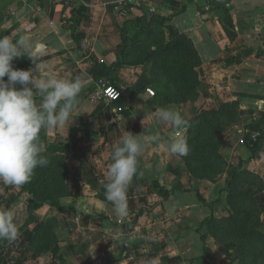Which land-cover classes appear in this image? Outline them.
I'll list each match as a JSON object with an SVG mask.
<instances>
[{
  "label": "crops",
  "instance_id": "obj_1",
  "mask_svg": "<svg viewBox=\"0 0 264 264\" xmlns=\"http://www.w3.org/2000/svg\"><path fill=\"white\" fill-rule=\"evenodd\" d=\"M210 1L154 3V14L191 40L201 62L202 99L193 112L185 104H164L157 93L149 95L147 89H154L155 82L148 84L142 65L113 69L125 45L120 27L142 17L146 8L123 7L118 0H0V37L15 43L31 34L46 45L38 76L50 72L58 78L79 75L87 80L64 130L41 132L44 155L62 158L67 167L70 194L61 197L59 206L46 203L30 210L32 192L0 183V199L8 204L1 209H14L23 233L5 249L17 255L15 262L240 264L230 246L234 243L218 242L204 223L232 214L223 191L228 174L212 181L197 178L185 157L171 155L163 144L170 127L148 119L142 124L144 115L158 107L177 108L189 126L197 117L210 116L229 168L264 182V146L254 159L248 147L252 135L264 131V0H230L217 9L210 4L206 11ZM12 63L18 70L37 71L27 57ZM102 66L111 69L98 78L97 68ZM100 78L122 91L118 102L95 97ZM145 130L158 132L161 143H147L138 158V174L127 193L128 215L121 219L105 198L107 167L127 132L141 135ZM261 207L264 222V202ZM49 222L55 223L56 241L37 252L30 247L33 237Z\"/></svg>",
  "mask_w": 264,
  "mask_h": 264
},
{
  "label": "clouds",
  "instance_id": "obj_2",
  "mask_svg": "<svg viewBox=\"0 0 264 264\" xmlns=\"http://www.w3.org/2000/svg\"><path fill=\"white\" fill-rule=\"evenodd\" d=\"M45 46L39 40L34 41L31 34L21 35L15 43L8 36L0 37V183L5 185L22 186L31 180L38 167L48 165L41 132L64 130L87 83L79 75L74 79L58 78L50 72L38 76L39 56ZM21 57L31 60L37 71L15 69L12 62ZM145 119L170 127L163 144L171 155L183 157L189 153L184 135L189 125L177 108L158 107L144 115L143 125ZM147 143L159 145V133L127 132L114 148L107 167L105 198L121 219L128 215V188L138 174V158ZM20 235L14 209H0V242L11 244Z\"/></svg>",
  "mask_w": 264,
  "mask_h": 264
},
{
  "label": "trees",
  "instance_id": "obj_3",
  "mask_svg": "<svg viewBox=\"0 0 264 264\" xmlns=\"http://www.w3.org/2000/svg\"><path fill=\"white\" fill-rule=\"evenodd\" d=\"M229 1L230 0H211L210 4L213 9H217L227 4ZM146 11L147 12H144L142 17L131 20L129 23L130 28L127 24L120 27L121 36L125 40V45L122 47V53L117 56V62L113 66V69L119 70L124 65H134L132 63L130 64L128 59L130 53L137 52L140 49L139 47L138 49L132 50V45L134 41L140 39L142 33L152 30L153 26L161 28L167 27L169 30L176 32V38H171L168 47L160 46V43L157 41L158 44L156 42L153 45L156 51H153L151 48L147 59H151L153 62L155 59V64L160 67V69L167 71L170 75V67L161 59L162 57L169 59L170 53L172 54L175 52V50L170 52L171 44L173 45V49L180 51L179 47L182 46V41H185L188 46H186V50L181 51L180 56L181 62L183 61L185 63L186 68L183 70L174 68L172 70L175 72L178 71L180 74L183 72L182 79L172 78V75L169 76V78H166L165 75H162V77H164L170 89L174 88L172 90H175V83H177V81H181L179 83L181 86L183 83L186 90H194V84H201L198 73L201 62L193 47V43L185 35L180 34L174 27L166 25L165 22L168 19L150 13L147 9ZM131 30L135 31V33L132 32L133 35L130 32ZM1 37H3V34H1ZM15 66L16 65L13 64L14 68ZM110 69L111 68H106L104 66L98 67L96 76L98 78L102 77L108 73ZM186 102L187 99L182 101L169 99L166 103L184 104ZM222 109H224V107ZM189 127L185 136L190 146L189 153L184 156L187 165L191 173L197 178H207L211 181L215 180L220 175L224 174L226 167L229 168V165L219 152L221 143L217 139L219 131L215 128V122L210 116H207V118L203 120L197 117ZM257 133H259L257 137L248 140L251 159H254L262 151L264 146V131L260 130ZM48 161L49 163L46 167H38L31 180L21 186L23 190L30 191L33 194L32 201H29L30 210H36L46 203L54 207L59 206L61 197L70 194L69 185L66 183L67 167L64 161L62 158L56 157L48 158ZM233 174H235L234 177H232ZM261 184V179L253 174H249L246 171L240 172V170L230 169L226 177V187L223 191L227 194L226 200L231 207L232 215L225 220L217 221L214 218H209L204 221L205 227L210 230L218 242L224 243V240H222L223 236L219 234V231H224L227 235H231L233 230L237 228L240 229L238 233L240 232L244 234L245 237H249L255 245L262 246L261 243H257V240L264 242V222L261 221L260 216L262 207L257 204L256 197L254 199V196L261 191ZM237 206H239V209H237ZM253 215H256L255 223L252 225L253 228H249L254 218ZM217 223L226 224V226L220 227L217 230L215 229ZM243 229L248 233H243ZM54 231L55 223L49 222L45 224L33 237V244L30 247L37 252L47 250L53 246L56 241ZM234 243L240 245V243L243 242L239 243L238 240H236ZM258 258L259 256L256 255L252 264H260L257 262V260H259ZM242 259V254H239L238 260L240 264Z\"/></svg>",
  "mask_w": 264,
  "mask_h": 264
},
{
  "label": "rangeland",
  "instance_id": "obj_4",
  "mask_svg": "<svg viewBox=\"0 0 264 264\" xmlns=\"http://www.w3.org/2000/svg\"><path fill=\"white\" fill-rule=\"evenodd\" d=\"M176 32L169 30L167 27H157L153 26L152 30L144 32L141 34L140 39L137 41H134L132 45V50L140 49L137 52L130 53L129 57V63L135 64V65H142L143 66V73L147 76V79H145L148 84H151V81L155 82L154 84V90L157 93V96H159L160 100L165 104L169 99H176L178 101H182L184 99H187V102L184 103L187 108H192V111L195 112V110L199 107V100L202 99V92H203V86L194 84V90H186L185 85L182 83V86L179 82L175 83V90L170 89V87L167 85L164 77L162 75H165V77L169 78L171 76L172 78L181 80L183 77V72L180 74L178 71H172L174 68L183 70L186 68L185 63L181 62V56L180 53L183 50H186L187 43L185 41H182V46L179 47L180 51H177V49H173V45H170V52L175 50L172 54L170 53L169 59L162 57V61L166 63L168 67H170L171 74L169 75L167 71L160 69L154 62L151 61V59H147L148 54L151 51L152 46L158 41L160 43V46L168 47L170 44V40L173 37L176 38ZM133 35V33L131 32ZM157 42V44H158ZM174 43V42H173ZM168 63H167V61ZM172 62V63H171ZM154 63V64H152ZM179 77V78H177ZM181 78V79H180ZM153 82V83H154ZM151 86V85H150ZM158 89V90H157ZM178 105V104H177ZM180 105V104H179ZM183 106V105H182ZM194 115V113H192ZM230 172V168L225 169L224 174L227 175ZM261 191L257 193V195L254 196V199L256 197L257 204L261 207L262 203L264 202V182L261 179ZM260 185V184H259ZM7 188L5 186L4 192H7ZM258 190V189H257ZM260 190V188H259ZM8 193V192H7ZM6 199H0V209L8 205L5 201ZM228 203V202H227ZM228 206L229 203H228ZM237 209H239V206H237ZM262 214V213H261ZM232 215V214H231ZM230 215V216H231ZM261 216V215H260ZM253 220L250 224L249 228H253V224L255 223L256 215H253ZM226 226V224H218L215 226V229H219L220 227ZM240 229H234L231 235H227L224 231H219V234L223 236L222 240H224V243H234V241L238 240V242H243L239 244H232V248L236 250L237 257L238 255L242 254V260L241 264H252L253 260L256 255L259 256V260H257L258 263L264 264V242L261 240H257V243H261L262 246H257L254 244L252 240L249 239V237H245L244 234L238 233ZM243 233H248L246 230H242ZM22 233V232H21ZM23 234V233H22ZM241 236H244L243 238H240ZM8 242H0V264H23L21 261H16V254H13V252H8L5 249H7ZM239 261V260H238Z\"/></svg>",
  "mask_w": 264,
  "mask_h": 264
},
{
  "label": "built area",
  "instance_id": "obj_5",
  "mask_svg": "<svg viewBox=\"0 0 264 264\" xmlns=\"http://www.w3.org/2000/svg\"><path fill=\"white\" fill-rule=\"evenodd\" d=\"M74 1V0H73ZM155 0H118V4L123 7L129 8H146L150 13H155ZM211 8L210 3L205 5V10L209 11ZM147 93L152 97L156 96V91L152 88L147 89ZM95 97L102 102L105 103H115L118 102L122 97V91L108 82L104 78H100L97 81V89L95 92ZM259 135V133H254L252 138H255Z\"/></svg>",
  "mask_w": 264,
  "mask_h": 264
}]
</instances>
